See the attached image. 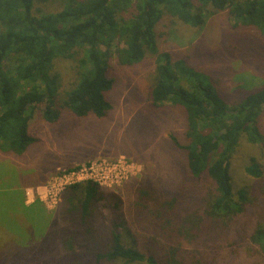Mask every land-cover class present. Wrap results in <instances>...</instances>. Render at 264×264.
I'll return each instance as SVG.
<instances>
[{"label": "trees", "instance_id": "trees-1", "mask_svg": "<svg viewBox=\"0 0 264 264\" xmlns=\"http://www.w3.org/2000/svg\"><path fill=\"white\" fill-rule=\"evenodd\" d=\"M49 1L0 0L3 152L23 155L28 150L35 141L30 126L37 112L52 124L64 110L76 116L106 115L111 108L106 94L115 84L109 49L118 39L124 44L116 45L121 66L137 65L147 55L155 58L151 105L178 107L187 121L183 138L171 136L184 155V161L175 164L174 177L168 185L136 181L127 215L116 213L110 227L99 224L101 203L121 200L106 197L93 182L68 187L63 208L69 228L61 239L64 262L196 264L193 249L233 232L247 202L256 206L258 221L243 227L251 229L250 239L264 255V198L258 187L255 193L254 187L238 189L231 173V158L242 139L250 144L264 141L258 124L264 85L225 98L218 78L186 56L174 58L161 51L158 30L165 14L199 30L212 14L229 10L236 27H252L264 38V0H59L60 8L50 11L44 8ZM79 54V79L59 101L61 82L54 63ZM246 171L264 179L255 162Z\"/></svg>", "mask_w": 264, "mask_h": 264}, {"label": "rangeland", "instance_id": "rangeland-1", "mask_svg": "<svg viewBox=\"0 0 264 264\" xmlns=\"http://www.w3.org/2000/svg\"><path fill=\"white\" fill-rule=\"evenodd\" d=\"M47 4L44 7L38 3L37 7L50 11L61 6L59 0ZM158 30L161 51L174 58L186 56L195 67L218 78V88L225 98L232 100L239 93L264 85V38L252 27H236L229 10L212 14L199 30L165 14ZM117 44L124 46L118 39L109 49L110 75L115 84L106 94L111 105L106 115L76 116L64 110L61 119L52 124L37 112L30 126L35 141L28 150L16 155L0 149V264H66L61 246L69 228L64 192L74 182L68 184L65 175L78 166L99 158L125 157L136 169L135 175L119 185L99 187L106 197L121 200L115 202L117 206L113 201L101 203L99 224L106 228L117 221L119 211L127 215L136 181L150 179L168 185L175 175V164L184 161L183 153L171 140L173 135L183 138L185 134L183 113L171 104L151 105L155 58L147 55L137 65L121 66L116 57ZM81 56L54 63L61 82L59 101L79 79ZM258 124L264 135V111ZM254 162L264 171V141L250 144L242 139L231 158L234 183L238 189L254 187L252 193L258 187L260 198H264V179L246 171ZM244 209L233 232L193 249L196 264H264V255L250 239L251 229L243 227L245 222L256 225L258 211L248 202Z\"/></svg>", "mask_w": 264, "mask_h": 264}, {"label": "built area", "instance_id": "built-area-1", "mask_svg": "<svg viewBox=\"0 0 264 264\" xmlns=\"http://www.w3.org/2000/svg\"><path fill=\"white\" fill-rule=\"evenodd\" d=\"M135 170L132 163H128L125 157L116 160L99 158L78 166L75 171L65 175V178L68 184L93 182L101 187L112 188L128 179L129 176L135 175Z\"/></svg>", "mask_w": 264, "mask_h": 264}, {"label": "water", "instance_id": "water-1", "mask_svg": "<svg viewBox=\"0 0 264 264\" xmlns=\"http://www.w3.org/2000/svg\"><path fill=\"white\" fill-rule=\"evenodd\" d=\"M222 132H225V129H223Z\"/></svg>", "mask_w": 264, "mask_h": 264}]
</instances>
